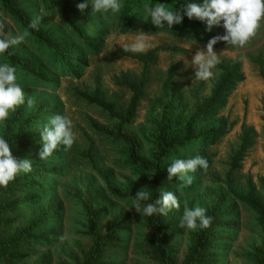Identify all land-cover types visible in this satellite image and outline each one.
Segmentation results:
<instances>
[{
	"label": "rangeland",
	"instance_id": "obj_1",
	"mask_svg": "<svg viewBox=\"0 0 264 264\" xmlns=\"http://www.w3.org/2000/svg\"><path fill=\"white\" fill-rule=\"evenodd\" d=\"M16 1L31 19L41 17L40 28L49 32L56 44L55 49H50L29 35L15 46L29 67L40 74L35 76L23 63L14 66L25 97V103L20 105L23 117L38 115L40 109L43 112L28 130L39 133L53 115L60 114L71 120L75 135L70 149L65 151L60 146L47 160L39 158L41 147L10 150L17 160H31L32 170L16 175L24 178L23 185L3 197L5 202L20 201L6 217L12 219L13 227L24 225L37 215H43L45 220L35 231L43 242L25 248L24 264H77L91 245L86 234V202L98 212L101 233L114 220L122 222L119 244L106 250L108 261L154 264L146 247L147 237L154 230L145 224L143 214L128 209L138 190L146 186L141 190L150 193L149 175L152 177L154 171L134 166L123 141L92 126L94 122L117 129L118 121L82 96L97 94L111 102L116 112L124 113L133 96L131 85L139 86L138 96L132 119L121 132L136 139L140 160L152 163L162 128L167 140L187 134L195 137L170 149L162 164L196 156L207 160L206 169L189 173L193 177L190 186L176 177L162 180L164 192L172 191L180 203L178 210L167 214L178 220L172 223L175 229L168 240L176 251L178 264L196 233L178 227L185 208L199 206L207 211L217 202L224 212L217 235L226 239L212 248L217 253L215 264H257L252 251L264 244V229L257 213L230 188L241 196L252 194L264 207V20L243 47L216 43L213 50L220 62L212 69L211 78L198 80L191 60L209 39L185 18L171 28L165 25L158 29L144 11L145 4L160 3L172 10L168 2L121 0L119 13L92 14L91 4L81 13L76 7L79 0H64L68 3L66 20L63 0ZM172 1L182 6L203 3ZM0 22L5 24L9 36L25 30L1 1ZM211 32L224 34L222 22L221 26H213ZM140 36L146 42L144 51L124 50ZM133 55H148L149 60L144 63ZM0 63L10 64L2 54ZM228 73L231 80L212 101L213 91ZM29 99L33 100L31 107ZM190 120L192 125L186 133L185 125ZM2 128L0 124V134ZM38 139L41 141V135ZM84 153L92 155L109 185Z\"/></svg>",
	"mask_w": 264,
	"mask_h": 264
},
{
	"label": "trees",
	"instance_id": "obj_2",
	"mask_svg": "<svg viewBox=\"0 0 264 264\" xmlns=\"http://www.w3.org/2000/svg\"><path fill=\"white\" fill-rule=\"evenodd\" d=\"M1 4L4 6L5 10L24 28L27 29V25L32 20L28 14L20 7L16 0H0ZM80 3L83 0H79ZM168 2L172 10L180 8L182 5L176 3L172 0H159ZM68 3L63 0V15L66 20L68 17ZM88 10V9H86ZM183 18L187 19L192 25L202 31V33L210 39L216 36L211 31H206V25L196 19L189 20L186 16ZM30 35L34 39L47 46L50 49H55V41L50 37L49 32L43 31L40 26L39 30H31ZM223 35V34H221ZM220 43H226L223 41H218ZM217 42V43H218ZM9 62L10 65L16 66L19 63H23L24 67L31 70L35 76H39V72L34 68H30L27 60H25L18 51V48L13 46L8 49V51L2 54ZM134 57L140 59L144 63L149 60V56H137ZM231 80V75L228 73L224 76L217 88L213 91L212 101L216 100L218 94L221 93L227 87L229 81ZM133 90V96L131 101L126 108L124 113H119L114 110L113 104L107 102L100 98L97 94L89 96L87 94H82V96L90 103L96 104L103 111L107 112L110 117L117 119V129H108L98 124L92 122V126L114 138L123 141V143L128 148L129 159L134 166H139L145 171H154V174L150 178L149 189L151 195V200L145 203L155 201L159 199L161 193L164 192L163 178L167 176L166 168L170 164H162L166 158L168 151L175 146H183L189 139L195 138L191 134H187L182 138H172L170 140L166 139L165 129H161V134L158 138V152L153 157L152 163H147L139 158V144L136 139L129 137L121 132V130L131 121L135 100L138 96L139 86L131 85ZM41 110V109H40ZM38 111V115H33L30 117H23L22 107H18L14 112H10L8 119L3 123L2 132L0 137L4 138L8 143L10 150L15 148H25V147H42V142L39 141V133L28 130L34 123H37L43 115V112ZM35 121V122H34ZM36 125V124H35ZM192 125V120L186 123V133L190 131ZM90 162L95 172L101 177L107 185H109V180L106 175L96 166L92 155L90 153H84ZM24 178L15 177V179L6 187L0 186V264H24L26 259L25 248L28 245L41 244L43 238H39L35 235V231L41 225L45 223L43 215H37L29 219L24 225L13 227L12 219L6 217L7 212L13 210L17 207L20 201L12 200L10 202H5L3 200L4 196H10L16 187L23 185ZM231 192L241 201L245 202L250 208H252L258 215V221L264 229V207L263 205L253 197L252 194H247L246 196L238 195L234 190L230 188ZM221 206L219 202L206 211V215L212 217L211 226L208 228L196 229L195 236L193 238L192 244L188 249L186 256L183 261L179 264H215L217 253L212 250L213 246L220 245L224 242L226 236L221 233L217 235L219 231L217 230L222 223L224 212L221 211ZM84 209L87 218V230L86 234L91 238V245L87 252L84 253L83 258L77 262V264H116L112 261L107 260L105 255L107 248L112 245L119 244L118 232L121 228V221L114 220L106 229L105 233H101L99 229L98 212H96L90 203H84ZM178 222L175 217H167L164 215L154 214L152 216H145V224L154 230V233L147 237L146 247L148 248V253L154 260V264H178L176 251L173 247L168 244V240L173 236L175 226L172 223ZM252 257L257 264H264V244L261 246H256L252 251ZM40 264V263H38Z\"/></svg>",
	"mask_w": 264,
	"mask_h": 264
},
{
	"label": "clouds",
	"instance_id": "obj_3",
	"mask_svg": "<svg viewBox=\"0 0 264 264\" xmlns=\"http://www.w3.org/2000/svg\"><path fill=\"white\" fill-rule=\"evenodd\" d=\"M89 4H91L92 14L98 12L116 14L123 6L121 0H83L76 7L81 13H84L89 8ZM144 11L150 17V22L158 29L165 25L171 28L175 24H180L184 16L189 20L196 19L203 22L206 25V31H211L213 26H221L222 22L225 33L211 37L204 49L196 51L191 60V65L196 69L195 77L198 80H207L213 75L212 69L220 62L213 46L218 41L237 47L247 44L256 35L261 21L264 20V0H203L202 4L188 3L175 10H170L162 3L154 6L145 4ZM40 19L41 17L32 19L27 25V29L15 36L7 35L5 24L0 22V54L6 53L10 47L24 42L31 34L29 29L38 31ZM145 21L148 20L145 19ZM145 49L146 42L142 36L137 37L124 48L125 51L133 52H142ZM24 103V92L20 84L17 83L15 67L8 63H0V124L8 119L10 112H14ZM27 103L29 107L33 106L32 99H29ZM40 135L42 141V147L38 153L40 160H47L60 146H63L67 151L75 142L71 120L60 114H55L49 119L48 124L40 130ZM207 166V160L200 156L190 159L175 158L166 168L167 181H172L173 177H176L185 186H190L193 177L189 173H195L198 169H206ZM31 170L32 161L14 158L9 143L0 137V186L6 187L9 182L15 179L16 175ZM141 189L136 192L132 206L128 209L134 208L136 212L144 216L154 214L167 216L173 209L180 208L179 200L172 191H165L161 193L159 199L142 206V202L151 200L152 194ZM211 222L212 217L206 215V209L197 206L192 209L185 208L178 227L190 230L204 229L210 227Z\"/></svg>",
	"mask_w": 264,
	"mask_h": 264
}]
</instances>
